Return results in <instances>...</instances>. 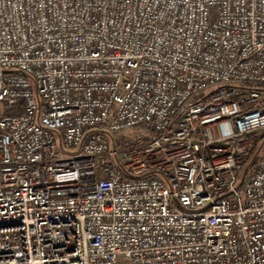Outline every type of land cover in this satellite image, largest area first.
<instances>
[{"label":"built area","instance_id":"obj_1","mask_svg":"<svg viewBox=\"0 0 264 264\" xmlns=\"http://www.w3.org/2000/svg\"><path fill=\"white\" fill-rule=\"evenodd\" d=\"M0 264H264V0H0Z\"/></svg>","mask_w":264,"mask_h":264},{"label":"trees","instance_id":"obj_2","mask_svg":"<svg viewBox=\"0 0 264 264\" xmlns=\"http://www.w3.org/2000/svg\"><path fill=\"white\" fill-rule=\"evenodd\" d=\"M21 106H22V103L19 101L14 106L8 107L7 108L8 112H9L8 115L9 116H19L21 114ZM260 151H261L260 150V143H258L255 145L253 150L248 155H246L244 157V159H246V162L243 163V166H245V169L243 171L242 178L244 176H246V174L248 173L249 170L251 171V169H253V167H255L257 165V163L259 161V159L257 157H258V154L260 153ZM243 166H242L241 170L243 169Z\"/></svg>","mask_w":264,"mask_h":264},{"label":"rangeland","instance_id":"obj_3","mask_svg":"<svg viewBox=\"0 0 264 264\" xmlns=\"http://www.w3.org/2000/svg\"><path fill=\"white\" fill-rule=\"evenodd\" d=\"M8 110L7 109H5L4 111H2L1 112V114H3V115H8ZM141 132H143V129L141 128V127H139V128H135V129H133V130H131L130 131V134H134V135H138L139 133H141ZM261 151H260V153L258 154V159L259 158H261ZM246 162V159H244L243 158V163H245ZM244 169H245V166H243V169L239 172V176H238V184L240 183V181H241V178H242V175H243V171H244ZM249 172H250V170L248 171V173L246 174V176H248L249 175Z\"/></svg>","mask_w":264,"mask_h":264}]
</instances>
